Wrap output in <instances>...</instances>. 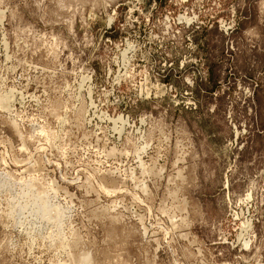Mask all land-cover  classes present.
I'll list each match as a JSON object with an SVG mask.
<instances>
[{"label":"rangeland","instance_id":"374dc122","mask_svg":"<svg viewBox=\"0 0 264 264\" xmlns=\"http://www.w3.org/2000/svg\"><path fill=\"white\" fill-rule=\"evenodd\" d=\"M0 264H264V0H0Z\"/></svg>","mask_w":264,"mask_h":264}]
</instances>
